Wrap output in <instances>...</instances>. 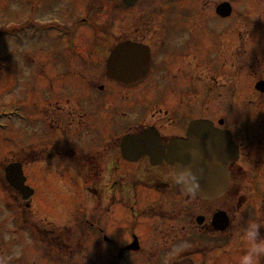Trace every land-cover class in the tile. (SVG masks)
<instances>
[{
    "label": "flooded vegetation",
    "instance_id": "flooded-vegetation-1",
    "mask_svg": "<svg viewBox=\"0 0 264 264\" xmlns=\"http://www.w3.org/2000/svg\"><path fill=\"white\" fill-rule=\"evenodd\" d=\"M68 2L77 4L82 14L70 25L59 15L26 22L32 32L29 37L53 34L57 42L49 43L56 46L48 64L29 68L27 86L35 95L21 110L30 141L23 150L24 160L15 152L4 167L14 162L22 169L45 164L47 174L53 166L63 169L78 178L89 203L74 210L69 219L72 233L63 236L55 234L56 228H42L39 242L58 256L70 249L66 243L72 240L74 246L67 254L80 253L89 264H162L167 253L158 248L175 245L180 238L187 245L173 253L167 264L183 259L205 264L209 251L244 242L240 237L246 223L257 217L264 222V91L255 86L264 81L263 76L255 77L256 57L264 49L252 42L249 54L241 58L240 29L235 32L236 42L225 28L208 31L204 20L209 13L171 10L175 0L165 1L164 6L160 0H136L133 5L124 0H88L81 6L79 0ZM215 9L210 17L220 18ZM129 10L133 26H129ZM66 14L71 15L67 10ZM35 19H47V24ZM198 32L204 39L198 40ZM120 44L126 48L107 67ZM243 68L251 74L250 81L241 80ZM117 70L120 77L112 75ZM129 108L135 109L132 120L126 118ZM197 119L227 130L236 147V157L227 164V185L212 198L197 197L177 178L181 145L188 140L190 123ZM127 135L129 140L123 142ZM142 142L149 152L138 153L143 151ZM122 163L135 169L128 175L122 172ZM139 188L153 191L156 197L140 207ZM104 193L112 200L102 206ZM32 195L26 200L20 197L29 214ZM192 197L209 210L214 201L222 204L211 210L210 217L193 216ZM119 206L129 226L119 229L114 241L102 224ZM218 211L228 219L224 229L213 223ZM231 224L237 233L233 241L226 235ZM220 234V242L209 248L212 238ZM145 240L150 241L148 246Z\"/></svg>",
    "mask_w": 264,
    "mask_h": 264
},
{
    "label": "rangeland",
    "instance_id": "rangeland-1",
    "mask_svg": "<svg viewBox=\"0 0 264 264\" xmlns=\"http://www.w3.org/2000/svg\"><path fill=\"white\" fill-rule=\"evenodd\" d=\"M79 1L81 6L88 0ZM160 1L162 6L168 3L165 2L168 0ZM175 1L176 3H173L171 10L183 11L188 14L194 13L195 10H204V13H209L204 20L205 28L208 31L215 32L225 28L226 31L233 33L230 35L233 42L234 40L236 42L235 32L240 29L241 42L244 43L241 47V58L249 54L248 48L250 44H253L252 42H254L256 48L264 49V0ZM222 1L230 2L231 14L228 17H210L215 6ZM66 10L71 14L70 16L68 14L63 15ZM80 12L81 8L73 2L69 3L68 0H0V264H78L76 262L89 264L88 258L80 253L67 254L71 252L74 246L72 240L66 243V246L70 249L58 252L60 253L58 256H55L56 251H48L47 247L39 242L42 228L48 230L56 228L57 232L55 234L63 236L72 233L73 222L72 219H69L73 217V212L75 214L74 210H79L80 207H88L89 202L81 191L78 178L72 173L63 172V169H56L55 166H53L54 168L51 167L52 169L50 168L51 174L43 172L44 167H47L45 164L44 166L42 164L29 165L27 169L23 166V169L25 168L26 184L34 191L30 203L32 214H29L27 208L22 205L23 201L19 194L7 188L3 176V167L13 159L11 156L14 157L15 152H17L16 154H21L24 160L23 150L30 143L27 123L24 121L25 114L23 113L27 108L31 95H35L27 86L29 85L28 81H30L28 76L31 73L29 68L31 66L35 67L38 63L40 66L46 64V60H49L53 53L52 49L56 46V44L49 45V43L57 42L53 34L40 39L34 34L33 38L29 37L28 35L32 32L30 27L27 28L26 22L34 17L47 18L59 15L63 22L66 23L68 20L69 22H67L70 25L82 16ZM132 13L133 11L129 10L128 18L131 19L129 20V26H133L134 22ZM46 20L37 21L45 26L47 24ZM199 39H204L200 36V32H198ZM59 42L61 41L59 40ZM88 42L87 39L85 43ZM29 57L30 60L35 61L30 62ZM251 58H255V56L251 55ZM256 58L255 77H264V51L261 50ZM247 71L246 68L242 69V81L252 79L251 74ZM241 99L246 104V99L244 97H241ZM125 111L126 118L129 120L136 116L135 109L131 110L129 108ZM261 113L262 111L258 112L259 115ZM134 169L135 165L126 163L121 165L122 172L127 171L128 175ZM248 169L250 170V168ZM102 181L106 182L107 179ZM99 187L102 186L99 184ZM137 192L140 207L156 197L153 191L147 192L139 188ZM101 198L102 206L112 200L109 193H104ZM192 203L193 216L202 213L208 217H210L211 210L215 206L222 204L220 200L214 201V206L209 210L205 209L194 197H192ZM233 212L234 210H230V215H233ZM125 215L122 206L115 207L111 209L102 224L104 231L114 241H118V230L129 226ZM244 219L247 221L250 217L246 216ZM165 221L166 224L173 223L172 221ZM226 235L230 241L237 238V233L232 224L226 230ZM219 237L221 238V234L218 235V239L215 235L212 238L213 243L209 240L211 242L209 248L220 242ZM183 240L180 238L175 245L168 244L158 248L160 251L167 253L162 258V264H167L173 253L178 254L185 249L187 244ZM145 243L148 246L150 241L145 240ZM244 247L245 242L238 241L230 244L226 250L209 251L205 257V264H238V257ZM85 259L86 261H84ZM118 261L120 263V260ZM261 264H264V262L262 261Z\"/></svg>",
    "mask_w": 264,
    "mask_h": 264
},
{
    "label": "water",
    "instance_id": "water-1",
    "mask_svg": "<svg viewBox=\"0 0 264 264\" xmlns=\"http://www.w3.org/2000/svg\"><path fill=\"white\" fill-rule=\"evenodd\" d=\"M136 0H124L133 5ZM230 3L223 1L216 7V12L221 16L229 15ZM118 45L111 53L107 61V67L112 65L116 58L126 47ZM121 71L112 73L120 77ZM256 89L264 91V81L256 83ZM188 140L182 143L183 150L178 157L176 172L178 182L185 190H190L200 198H212L217 196L227 185V164L236 157V147L233 144L230 133L214 128L209 120L197 119L190 123ZM129 140V135L123 138V142ZM143 151L147 144L140 145ZM149 148V147H148ZM150 149V148H149ZM4 177L9 186L16 190L22 199L29 198L33 189L26 184V177L20 163L14 162L4 167ZM200 217L198 218L199 221ZM213 223L216 227L224 229L228 224L225 212L218 211L213 215ZM172 264H193L190 259H183Z\"/></svg>",
    "mask_w": 264,
    "mask_h": 264
},
{
    "label": "clouds",
    "instance_id": "clouds-1",
    "mask_svg": "<svg viewBox=\"0 0 264 264\" xmlns=\"http://www.w3.org/2000/svg\"><path fill=\"white\" fill-rule=\"evenodd\" d=\"M262 227H264V222L258 217L250 220L244 226L240 238L245 242V247L238 257V264H261L264 259Z\"/></svg>",
    "mask_w": 264,
    "mask_h": 264
},
{
    "label": "trees",
    "instance_id": "trees-1",
    "mask_svg": "<svg viewBox=\"0 0 264 264\" xmlns=\"http://www.w3.org/2000/svg\"><path fill=\"white\" fill-rule=\"evenodd\" d=\"M7 188H8V189H11L8 185H7ZM27 210H28V209H27ZM28 211H29V210H28Z\"/></svg>",
    "mask_w": 264,
    "mask_h": 264
}]
</instances>
